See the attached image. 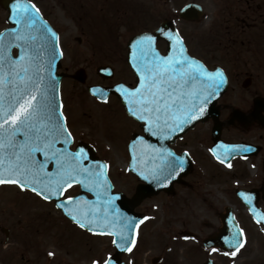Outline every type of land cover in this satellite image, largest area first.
<instances>
[{
	"label": "flooded vegetation",
	"instance_id": "flooded-vegetation-1",
	"mask_svg": "<svg viewBox=\"0 0 264 264\" xmlns=\"http://www.w3.org/2000/svg\"><path fill=\"white\" fill-rule=\"evenodd\" d=\"M217 1L213 12L215 17L209 19L204 15L200 21V24L204 21L207 23L203 29L206 33L205 41H200L201 37L199 39L192 32L191 28L195 23H188V36L181 28L180 31L189 54L211 71L221 69L227 79V90L217 103L221 139L227 143L245 142L253 147L254 153L248 159L237 157L231 160V165L238 160L258 159L264 167V0ZM142 2L143 0H31L57 32L64 50L59 71L63 74L61 102L67 126L73 136L71 149L75 151L80 145L91 147L95 152L94 158L108 165L113 192L127 198H132L141 184L140 179L128 168L131 161V141L135 137H146L142 122L128 115L116 94H107L105 102L103 98L91 94L90 88H102L106 91L117 85L128 88L137 85L138 80L128 63V43L139 34L154 32L160 25L156 19L150 23L143 20ZM174 18L175 13H171L167 19ZM13 27L15 25L10 21V11L3 7L0 0V33L10 31ZM157 49L165 54L168 50L167 43L159 41ZM9 52L16 56L19 49L13 47ZM102 68L107 72L100 73ZM237 113L239 118L236 117ZM215 124L213 118L198 123L171 144L176 154L186 153L193 163L183 183L174 185V191L180 186L190 188L204 165L209 164L214 169L212 162L215 161L228 167L219 163L209 151L214 146ZM203 150L211 161H207ZM121 165L126 167L125 172H115V167ZM257 189V205L264 210V184ZM80 193V186L74 185L64 192L61 199L66 200L69 195L76 197ZM87 197L95 198L91 193ZM41 199L42 205H33L29 201L30 197L21 198L19 209L41 206V213L29 217L25 227L19 226L17 232L15 229H1L6 238L2 245L5 249L0 251V264H79L68 261L73 259V251L89 260L88 264H93V261L104 264L106 259L116 257L118 250L112 244L114 236L100 235L86 228H81L89 237L87 241L81 239V246L86 252L76 249L65 238L64 223L57 222L52 214L55 212L67 223L73 222L56 207L55 201ZM11 204L12 201L7 203ZM137 208L136 211L141 213ZM147 220L137 230L136 243L131 246V251L120 256V261L125 264H142V256L134 254V251L141 244V229L148 224ZM53 234L55 237L49 241L50 245L55 246L61 254L48 251L49 245L44 238L52 237ZM193 239L197 240V236ZM103 241L106 247L102 253L99 244ZM157 242L158 236L153 240L150 237L141 250L144 251L153 244L157 247ZM16 246L20 248L17 249ZM49 253L53 255L50 256ZM151 264L169 263L167 256L163 255L154 257Z\"/></svg>",
	"mask_w": 264,
	"mask_h": 264
},
{
	"label": "snow or ice",
	"instance_id": "snow-or-ice-1",
	"mask_svg": "<svg viewBox=\"0 0 264 264\" xmlns=\"http://www.w3.org/2000/svg\"><path fill=\"white\" fill-rule=\"evenodd\" d=\"M10 19L16 27L0 33V185H16L49 200L78 184L95 200L69 195L67 204L57 203L56 207L80 228L90 232L100 229L97 234L116 237L112 240L115 247L131 251L128 233L134 234L143 220L136 221L114 209L115 197L108 191L107 164L85 163L88 158L83 149L70 151L67 147L73 143L72 133L66 127L62 105L56 104L58 84L53 74L59 37L39 18V9L31 0H13ZM158 31L168 42V54L158 51L156 36L138 35L129 44L137 86L118 85L115 91L130 116L142 122L145 133L163 139L183 131L202 116L204 105L224 79L220 71L211 72L188 56L174 30ZM13 47L19 49L16 56L9 52ZM91 91L107 102L104 89ZM218 147L226 159L239 146ZM130 149L131 170L145 181L159 184L183 168V157L155 148L143 136L133 139ZM209 151L225 163L216 148ZM138 162L143 163V168L138 167ZM240 195L252 203L244 193ZM254 216L258 223L264 221V214L254 211ZM223 241L233 249L225 255L232 256L245 242L242 230L234 232L231 239L223 237ZM131 243H136L135 235ZM104 264H111V258Z\"/></svg>",
	"mask_w": 264,
	"mask_h": 264
},
{
	"label": "rangeland",
	"instance_id": "rangeland-1",
	"mask_svg": "<svg viewBox=\"0 0 264 264\" xmlns=\"http://www.w3.org/2000/svg\"><path fill=\"white\" fill-rule=\"evenodd\" d=\"M197 2L205 10V15L213 16L218 1L217 0H172L165 3L163 0H143L141 13L144 21L148 23L156 19L168 17L175 13V22L185 35L188 36L189 24L178 18L179 9L187 2ZM203 24L192 26L200 41L206 40V33ZM147 25V24H146ZM144 25V26H146ZM203 32V33H202ZM121 41V40H120ZM64 52V50H62ZM207 161L210 156L203 150ZM213 168L209 164L204 165L199 175L194 178L190 188L180 186L169 195L159 194L142 202L138 210L147 215L148 224L143 227L139 248L134 254L142 256V264H151V260L156 256H167L169 264H201L207 258H213L217 264H264V229L252 221L248 209L235 196L237 189H250L262 187L264 184V171L258 159L247 161H235L231 167H222L217 162H212ZM124 165L116 166L115 172H125ZM190 189V190H188ZM193 191L194 195L192 192ZM14 185L0 186V251L6 238L2 228L15 229L19 226L25 227L29 217L41 213L42 207L35 206L28 209H19L21 198L28 199L33 205H42V199L36 194H29L27 190H22L18 194ZM11 198L10 200H7ZM7 205V203H11ZM230 207L240 222V228L244 233L245 244L235 255H225L218 250H206L202 246V240L214 234L222 226L221 213H225V208ZM19 209V210H18ZM53 218L57 222L64 223L65 238L72 242L77 249H83L81 239L87 241L89 237L75 224L65 222L63 218L53 212ZM140 230V232H141ZM189 231L197 236V240L184 238L182 233ZM158 236L157 247L149 246L142 251L144 242L148 238L152 240ZM19 237V236H18ZM52 237L44 238L49 245L48 251L61 254L55 246L49 242ZM99 239V238H97ZM105 240V239H104ZM199 240V241H198ZM100 250L106 247L105 241L99 244ZM19 249L20 247L16 246ZM85 252L86 250L83 249ZM66 254V250H64ZM133 254V255H134ZM73 259L70 262L88 264L89 260L84 259L76 252H71ZM1 262V261H0Z\"/></svg>",
	"mask_w": 264,
	"mask_h": 264
},
{
	"label": "water",
	"instance_id": "water-1",
	"mask_svg": "<svg viewBox=\"0 0 264 264\" xmlns=\"http://www.w3.org/2000/svg\"><path fill=\"white\" fill-rule=\"evenodd\" d=\"M12 2H13V0H4V1L2 2V5H3L4 8H6L7 10L10 11V10H11V3H12ZM201 13H202L201 7H199V6L195 5V4H190V5L186 6V7L181 11V13H180V17L183 18V19H186V20H199V19H200V16H201ZM39 18H40L41 20H43V18H42V16L40 15V13H39ZM43 21H44V20H43ZM44 23H45V25H46L48 28L51 29V27H50L45 21H44ZM161 28H164V29L167 30V31H173V30H174V33H173V34H174V35L178 34L177 30L173 27V25L171 24V22L163 23V24L161 25L160 29H161ZM51 30H52V29H51ZM52 31H53V30H52ZM178 35H179V34H178ZM154 36L157 37L156 42H155V45H157V42H158L159 39H164V40H166V38L163 37L159 31H157L156 34H155ZM179 37H180V36H179ZM134 39H135V38H134ZM134 39H133V40H134ZM180 39H181V37H180ZM166 41H167V40H166ZM181 41H182V45H183V48H184V50H185V53L187 54L186 47H185V45H184V43H183V40L181 39ZM60 52H61V51H60L59 41H58L57 58H56V60H55V64H54V67H53V74L55 75V77H56V81H57V84H58L57 99H56V104H57L58 106L61 105V104H60V101H59V98H60V96H59V88H60L61 76L57 74V70H58V68H59V63H60V60H61V58H62V55L59 54ZM187 55H188V54H187ZM188 56H189V55H188ZM129 63H130V60H129ZM130 65H131V64H130ZM132 69H133V68H132ZM133 71L135 72L134 69H133ZM217 71H219V70H217ZM220 72H221V71H220ZM221 73H222V72H221ZM135 74H136V73H135ZM136 75H137V74H136ZM222 75H223V73H222ZM223 79H224V83H222V84L219 85V87L217 88L216 92H215L212 96L209 97V99L207 100L206 105H204V114H203L202 116H199L196 120H194V121L192 122V124L186 125V126L184 127V129H187V128L191 127L193 124H196L197 122H200V121H206V120H208L210 117H213V118H217V117H218V113H219V112H218L217 109H216V102H217V100L221 97V95L225 92V90H226V85H227V82H226V79H225L224 75H223ZM115 89H116V88H115ZM115 89H114V91H115ZM115 93H117V92L115 91ZM117 94H119V93H117ZM60 110H61V108H60ZM216 130L220 131V126L215 128V132H214L215 134H216ZM219 137H220V134L215 135V140L218 142V143L216 144V147H215V148H216L217 151L220 153L221 158H222V159H225V153H224L223 150L220 149L218 146H219V145H226V144L221 143V141L219 140ZM218 140H219V141H218ZM70 145H71V144H70ZM70 145H68L67 147L70 148ZM237 146H239V147L236 148V150L233 151V152L231 153V155L227 156V158L225 159V161H226L227 159L233 158V157H235V156H237V155H243V156H245V157H248V156L250 155V152L248 151L249 148H250V146H248V145H244V144L237 145ZM80 149H81V148H80ZM84 152H85V151H84ZM87 158H88V157H87ZM88 159H89V158H88ZM88 159H87V160H88ZM87 163H88V162H87ZM136 173H138V172H136ZM161 181H163V180H161ZM153 183L156 184L157 182H155V181H150V182H149L150 185H148V186H146V187H143V188L139 187V189H138V191H137V193H136L135 198H138V200L140 201V200L144 199V198L146 197V195L154 193V191H156V190H154L153 187L151 186ZM241 193H244L245 196L249 197V198L251 199L252 203H251V204H248V203L246 202L245 198L242 197V196L240 195ZM238 195H239V197L241 198V200L249 206V208H250L251 211L253 212V215H254V211H255L256 213H260V212L256 209V206H255L254 203H253L254 196L252 195V193L239 192ZM59 198H60V197H52V199H55V200H56V203H65V204H67V201H65V202H61V201H59ZM120 202H121L122 204L119 205V206L124 210V211H122V212H120V213H123V214L126 215V216L134 217V216H133L134 214H133L132 210H131L129 207H127V206L125 205V202H124L122 199L120 200ZM123 205H125V206H123ZM253 210H254V211H253ZM64 214H65V213H64ZM260 214H263V213H260ZM65 215H66V214H65ZM66 216H67V215H66ZM255 217H256V216H255ZM69 218H70V217H69ZM256 218H257V217H256ZM261 223L264 224V221H261ZM97 231H102V230L97 229ZM234 232H239V229H238V227H237V224H236V222H235L233 216L230 215V216H229L228 218H226L225 221H224V228L221 229L220 232H219L218 234H216V235H214V236H211L210 238L206 239V240L204 241V245H205L206 247H208V248H212V247L220 248V249L224 250L225 252L230 253L231 251H233V249L230 248L227 244L224 243V241H223V237H228L229 239H231L232 234H233ZM131 233H132V232H131ZM132 236H133V233H132ZM131 241H132V240H131ZM131 241L127 240V244H128V246L131 244ZM117 249H118V251H122V250H124V249H122V248H117ZM113 264H115V263H113ZM204 264H215V263H214L212 260H209V261L205 262Z\"/></svg>",
	"mask_w": 264,
	"mask_h": 264
}]
</instances>
